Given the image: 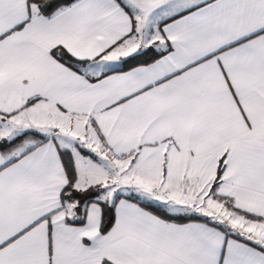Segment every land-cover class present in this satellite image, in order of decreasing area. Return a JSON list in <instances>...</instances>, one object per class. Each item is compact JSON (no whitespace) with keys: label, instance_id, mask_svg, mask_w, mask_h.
<instances>
[{"label":"snow or ice","instance_id":"snow-or-ice-1","mask_svg":"<svg viewBox=\"0 0 264 264\" xmlns=\"http://www.w3.org/2000/svg\"><path fill=\"white\" fill-rule=\"evenodd\" d=\"M0 264H264V0H0Z\"/></svg>","mask_w":264,"mask_h":264}]
</instances>
